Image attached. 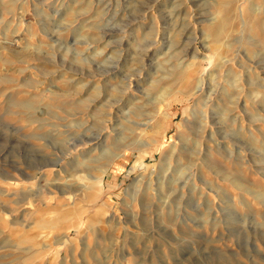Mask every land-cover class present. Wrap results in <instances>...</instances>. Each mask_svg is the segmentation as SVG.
<instances>
[{
    "label": "rangeland",
    "instance_id": "374dc122",
    "mask_svg": "<svg viewBox=\"0 0 264 264\" xmlns=\"http://www.w3.org/2000/svg\"><path fill=\"white\" fill-rule=\"evenodd\" d=\"M0 264H264V0H0Z\"/></svg>",
    "mask_w": 264,
    "mask_h": 264
},
{
    "label": "bare ground",
    "instance_id": "6f19581e",
    "mask_svg": "<svg viewBox=\"0 0 264 264\" xmlns=\"http://www.w3.org/2000/svg\"><path fill=\"white\" fill-rule=\"evenodd\" d=\"M30 209V208H29Z\"/></svg>",
    "mask_w": 264,
    "mask_h": 264
}]
</instances>
